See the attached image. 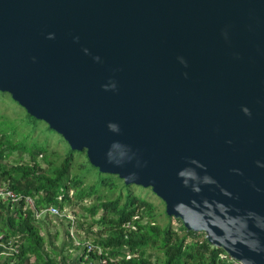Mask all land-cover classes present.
<instances>
[{"label": "water", "instance_id": "1", "mask_svg": "<svg viewBox=\"0 0 264 264\" xmlns=\"http://www.w3.org/2000/svg\"><path fill=\"white\" fill-rule=\"evenodd\" d=\"M0 92L264 264V0H0Z\"/></svg>", "mask_w": 264, "mask_h": 264}, {"label": "trees", "instance_id": "2", "mask_svg": "<svg viewBox=\"0 0 264 264\" xmlns=\"http://www.w3.org/2000/svg\"><path fill=\"white\" fill-rule=\"evenodd\" d=\"M29 118L38 129L40 120L30 115ZM36 147L10 146V154L23 149L35 165L7 168L3 162L10 154H5V145L0 141L1 182L15 193L34 198L39 208L55 205L65 210L75 195L82 202L95 197L93 204L84 209L100 229L93 240L103 248V257L108 259V264H235L229 258L223 259L221 255L225 251L211 246L207 238L201 242L203 233L189 232L180 220L177 228L180 232L175 231L171 223L164 227L158 225L154 206L137 196L132 186L125 184L126 192L112 200H103L95 188L85 187L83 180L72 178L77 152L71 150L60 167L46 171L38 161L49 153L48 149ZM103 184L108 186L106 181ZM130 221L134 222L135 230L124 227ZM41 228L33 212L24 214L20 206L0 201V233L19 240V254L13 257L15 264H65L46 250V237ZM128 254L135 257L128 260ZM98 260L99 256L94 253L89 254L88 261H85V255L83 257V261L90 264H96Z\"/></svg>", "mask_w": 264, "mask_h": 264}, {"label": "rangeland", "instance_id": "3", "mask_svg": "<svg viewBox=\"0 0 264 264\" xmlns=\"http://www.w3.org/2000/svg\"><path fill=\"white\" fill-rule=\"evenodd\" d=\"M33 124L34 121L30 120L26 110L20 106L18 102H15L9 94H2L0 92V141L5 145V154H10V146L16 147L23 145L27 148L36 146V149L38 147L47 148L49 153L41 156L38 162L46 171H54L61 166L66 156L71 153V148L62 135L56 131L50 130V126L46 122L40 121L38 129ZM43 157L46 159V162ZM3 164L7 168L35 165L32 157L23 149L11 153L10 158L4 161ZM71 175L72 178L78 181L83 180L86 185L85 187L95 188L97 190V195L101 196L103 200H112L120 196L122 192L127 191L125 182L119 177L101 175L99 171L94 169L88 162L86 153H77ZM104 181L108 183V186H104ZM109 184L113 186L111 187ZM132 190L141 199L146 200L154 206L155 221L158 225L164 227L168 223H171L175 231L180 230H177L180 223L178 220H171V218L168 217L165 203L154 193L153 189L132 186ZM126 194L127 193H124V196H126ZM75 196L74 200H72L67 207H70L71 210H75L78 215V233L81 236L88 235L90 240L94 241L93 238L99 235L100 229L84 208L91 206L95 197L82 202L77 200ZM101 214L102 213L98 216ZM47 218L48 217L43 216L44 221H46ZM52 218L53 219L48 223L49 230L42 229V235L46 237V250L49 251L50 254H53L55 258H58L60 262H64L65 264H77L76 262H80L77 257L78 252H70V244L72 243H68L70 238L68 236L67 223L64 221H57L56 217ZM41 226L43 227V224H41ZM102 234L106 236L105 232H102ZM204 237L205 234L200 237L201 242L204 240ZM80 252V254H82V251Z\"/></svg>", "mask_w": 264, "mask_h": 264}, {"label": "built area", "instance_id": "4", "mask_svg": "<svg viewBox=\"0 0 264 264\" xmlns=\"http://www.w3.org/2000/svg\"><path fill=\"white\" fill-rule=\"evenodd\" d=\"M0 201L10 203L12 206H20L22 212L27 214V212L31 211L34 213L37 221H42L43 216L46 217H56L60 220H65L69 226V233L72 240L76 243V248L82 251L83 257L85 255V261H88L89 254L94 253L99 256L98 262L96 264H108V259L103 257L104 250L101 246L97 245L94 241L89 240V238H80L78 237V227L79 220L77 215L70 208H66L65 210H61L59 207L55 205H50L47 207H38L36 200L31 197H26L15 193L11 189L7 188V185L3 184L0 179ZM137 220V218H135ZM124 227L128 230H135L136 226L133 221H130L124 225ZM205 238L207 236L205 235ZM0 244H2L4 248V252L1 254L4 256L3 262H8V264H15L10 257L15 254H19V244L15 238H7L4 234H0ZM223 259L229 258L233 260L226 253L221 255ZM135 255L128 254L127 259L131 260ZM235 264H241L240 262L233 260Z\"/></svg>", "mask_w": 264, "mask_h": 264}, {"label": "crops", "instance_id": "5", "mask_svg": "<svg viewBox=\"0 0 264 264\" xmlns=\"http://www.w3.org/2000/svg\"><path fill=\"white\" fill-rule=\"evenodd\" d=\"M51 219H53L52 217H50V218H47V220L46 221H40V223L41 224H43V227L41 228V230L42 229H46V230H49V226H48V223H49V221L51 220ZM57 219V221H59V222H61L62 220H60V219H58V218H56ZM79 234V233H78ZM68 236H69V238H70V241L68 242V243H72V244H70V248H71V250H70V252L71 253H73V252H78L77 253V257H78V259L80 260V262H76L77 264H87L88 262H85V261H83V254H80L81 252L79 251V248H76V243H75V241L74 240H72V238H71V236H70V233H69V230H68ZM78 237H80V238H89L88 237V235H84V236H81L80 234L78 235ZM89 240H90V238H89ZM73 245H74V247H73ZM3 245L2 244H0V247H2ZM2 248H0V250H1ZM3 253V251H0V254H2ZM76 257V256H75ZM3 263V259L2 260H0V264H2ZM88 264H90V263H88ZM93 264V263H92Z\"/></svg>", "mask_w": 264, "mask_h": 264}, {"label": "clouds", "instance_id": "6", "mask_svg": "<svg viewBox=\"0 0 264 264\" xmlns=\"http://www.w3.org/2000/svg\"><path fill=\"white\" fill-rule=\"evenodd\" d=\"M71 196L73 197L74 196V193H72L71 194ZM67 208H70V207H67ZM72 211H75V210H72ZM76 214V213H75ZM77 215V214H76ZM77 217H78V215H77ZM48 218H50V217H48ZM47 220V219H46ZM78 220H79V218H78ZM42 221H44V220H42ZM62 221H64V222H66L65 220H62ZM38 222H40V221H38ZM67 223V222H66ZM67 226H68V224H67ZM68 229H69V226H68ZM0 234H2V233H0ZM11 238H15V237H11ZM15 240L16 241H18V244H19V240H18V238H15ZM0 248H2L0 251H3L4 252V248L3 247H0ZM79 251H81V250H79ZM15 255H18V254H15ZM14 255V256H15ZM14 256H12V257H10V259L11 260H13V257ZM2 259H4V256H2L1 254H0V260H2ZM14 261V260H13ZM2 264H8V262H3Z\"/></svg>", "mask_w": 264, "mask_h": 264}]
</instances>
